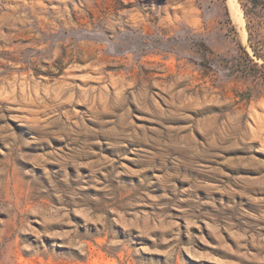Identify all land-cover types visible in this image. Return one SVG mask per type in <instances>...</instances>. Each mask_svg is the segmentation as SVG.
Returning <instances> with one entry per match:
<instances>
[{
  "label": "rangeland",
  "instance_id": "obj_1",
  "mask_svg": "<svg viewBox=\"0 0 264 264\" xmlns=\"http://www.w3.org/2000/svg\"><path fill=\"white\" fill-rule=\"evenodd\" d=\"M234 1L0 0V264H264V7Z\"/></svg>",
  "mask_w": 264,
  "mask_h": 264
},
{
  "label": "trees",
  "instance_id": "obj_2",
  "mask_svg": "<svg viewBox=\"0 0 264 264\" xmlns=\"http://www.w3.org/2000/svg\"><path fill=\"white\" fill-rule=\"evenodd\" d=\"M240 6L243 8L244 14L248 11H253L259 7H264V0H237Z\"/></svg>",
  "mask_w": 264,
  "mask_h": 264
},
{
  "label": "bare ground",
  "instance_id": "obj_3",
  "mask_svg": "<svg viewBox=\"0 0 264 264\" xmlns=\"http://www.w3.org/2000/svg\"><path fill=\"white\" fill-rule=\"evenodd\" d=\"M232 1H233V0H232ZM232 1H231V0L229 1V0H228V2H229V7H230V12H231V14H232V17H235V18H236V21H238V19H237V17H236L237 12H236V10H235V8H234V5H235V2H236V1H234V3H233ZM236 8H237V7H236ZM238 8H239V7H238ZM238 13H239V10H238ZM238 16H239V15H238ZM240 16H241V15H240ZM240 16H239V17H240ZM235 18H234V19H235ZM241 18H242V17H240V20H241ZM240 22H241V21H240ZM240 22H239V23H240ZM241 25H242V24H241ZM245 30H246V29H245ZM246 33H247V32H246ZM246 33H245V35H246ZM242 36H243V33H242ZM245 37H246V36H245Z\"/></svg>",
  "mask_w": 264,
  "mask_h": 264
}]
</instances>
